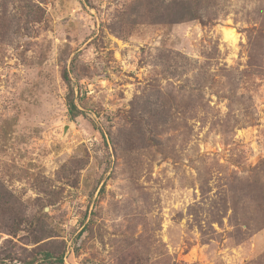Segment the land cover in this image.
Here are the masks:
<instances>
[{
  "label": "rangeland",
  "instance_id": "374dc122",
  "mask_svg": "<svg viewBox=\"0 0 264 264\" xmlns=\"http://www.w3.org/2000/svg\"><path fill=\"white\" fill-rule=\"evenodd\" d=\"M0 264H264V0H0Z\"/></svg>",
  "mask_w": 264,
  "mask_h": 264
},
{
  "label": "trees",
  "instance_id": "16d2710c",
  "mask_svg": "<svg viewBox=\"0 0 264 264\" xmlns=\"http://www.w3.org/2000/svg\"><path fill=\"white\" fill-rule=\"evenodd\" d=\"M67 106H68V111L70 115H75L77 108L76 105L74 104L73 100H67ZM52 255L50 253H47V257H51Z\"/></svg>",
  "mask_w": 264,
  "mask_h": 264
}]
</instances>
